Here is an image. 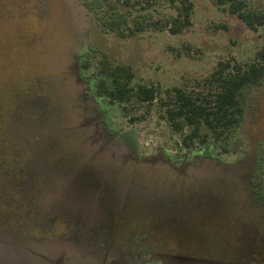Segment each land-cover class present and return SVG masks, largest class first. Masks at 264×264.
Segmentation results:
<instances>
[{
  "label": "rangeland",
  "instance_id": "374dc122",
  "mask_svg": "<svg viewBox=\"0 0 264 264\" xmlns=\"http://www.w3.org/2000/svg\"><path fill=\"white\" fill-rule=\"evenodd\" d=\"M191 1L177 35L167 0L104 2L126 29L160 25L122 37L93 0H0V264H264V81L228 139L190 153L158 102L112 104L95 75L130 65L164 97L254 61L264 25Z\"/></svg>",
  "mask_w": 264,
  "mask_h": 264
},
{
  "label": "trees",
  "instance_id": "16d2710c",
  "mask_svg": "<svg viewBox=\"0 0 264 264\" xmlns=\"http://www.w3.org/2000/svg\"><path fill=\"white\" fill-rule=\"evenodd\" d=\"M107 1L132 10L157 0H93L97 5L95 13L104 28L113 30L122 37L129 33L139 34L152 26L160 29L159 23L143 17L134 26H128V31L126 27L120 26L121 22L113 18L114 12L110 13L108 19L104 17H107V13L99 15L101 13L97 9ZM167 1L177 9V13L162 26L171 34H180L192 25V1ZM214 3L224 12L237 15L251 29L257 30L264 25V12L250 8L247 0H214ZM90 66L89 62L85 64L86 69ZM95 75L100 80L102 92L112 104L122 106L134 100L140 103L158 102L161 108L160 118L169 124L174 133L181 135L179 146L190 153L200 146L202 148L199 151L202 152L211 141H225L241 126L244 116V90L264 81V45L256 52L251 63L243 65L230 61L219 62L211 75L204 81H199L193 89L174 86L167 89L170 95L164 97L158 96V88L154 85H133L135 72L130 65H113L102 61ZM123 108L127 110L126 106ZM224 150L228 152L225 147Z\"/></svg>",
  "mask_w": 264,
  "mask_h": 264
}]
</instances>
